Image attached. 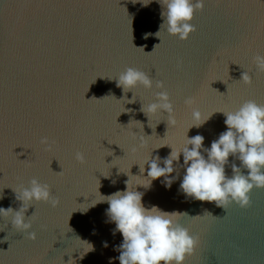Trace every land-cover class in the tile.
<instances>
[{"label": "water", "instance_id": "95a60500", "mask_svg": "<svg viewBox=\"0 0 264 264\" xmlns=\"http://www.w3.org/2000/svg\"><path fill=\"white\" fill-rule=\"evenodd\" d=\"M160 12L157 0L147 6L139 0H0V207L18 208L14 190L33 177L60 201L55 208L45 202L28 208L35 240L0 216V264H109L122 236L113 235L107 202L97 201L99 193L124 190L128 179L146 207L178 212L177 222L196 238L183 264H264V187H253L245 206L186 197L179 190L182 154L170 187L163 177L148 188L139 185H147L148 166L141 173L139 165L150 153L166 157L171 147H183L186 135L200 134L210 147L226 130L217 111H234L247 100L264 104V71L252 59L264 55V0H204L187 39L163 29L160 38L145 39L144 33L158 31ZM127 67L148 73L153 88L122 92L116 78ZM244 71L250 84L240 80ZM157 80L164 89L155 88ZM161 90L169 94L175 122L157 113L148 114V124L141 105ZM133 95L135 102L125 103ZM193 109L209 116L199 127H190ZM232 163L247 172L229 156L226 175Z\"/></svg>", "mask_w": 264, "mask_h": 264}, {"label": "clouds", "instance_id": "9594fccd", "mask_svg": "<svg viewBox=\"0 0 264 264\" xmlns=\"http://www.w3.org/2000/svg\"><path fill=\"white\" fill-rule=\"evenodd\" d=\"M136 2L137 0H133V3ZM139 2L142 6H147L152 0H139ZM157 2L161 5L162 22L156 33H144L145 39L149 35L160 38L158 34L163 29L168 35L185 40L195 31L191 21L198 10H203L204 0H157ZM137 48L143 50V47ZM252 59L256 68L264 71V55L256 54ZM240 80L245 84L251 83V77L245 71L241 74ZM116 86L124 93L138 86L150 90L153 88V79L145 71L127 67L116 78ZM155 88L164 89L163 81L157 80ZM154 96L153 102L141 105V111L148 117V124V114L157 113L166 114L168 122L174 123V107L168 92L157 91ZM123 100L125 103H133L136 99L133 95L131 99ZM185 103L191 104L192 98H187ZM217 112L224 114L226 130L210 143V147L204 148V137L196 134L191 137L186 135L183 147L178 151L171 147L166 157L161 158L157 155L150 158V153L142 166L138 164L141 173L145 172V164L148 166L147 175L144 177L147 185H139L148 188L153 180L163 177L161 183L165 187H170L176 179V176L171 175L175 171L174 161L179 162L182 154L184 174L180 180L179 190L186 197L214 202L217 207L223 208L230 201L237 202L241 206L247 205L250 190L253 187H264V104L247 100L234 111ZM191 116L193 123L190 127H199L209 118L198 109H193ZM41 143L48 149L53 146L47 137H42ZM229 156L238 158L247 172H242L240 166L232 163L231 175H226L225 165L229 163ZM75 159L83 163L85 157L83 153L77 152ZM128 181L129 179L125 181L124 190H117L108 195L99 193L101 199L97 201L107 202L105 214L108 222L115 224L113 235L119 232L122 236L121 243L113 246L119 255L110 257L109 264L113 259L118 260L119 264H183L185 256L193 252L196 238L177 222L178 212L164 211L156 205L146 207L142 202L143 193L135 190L136 187L131 189ZM14 192L15 199L21 202L19 207L16 209L11 206L0 207V216L10 218L13 228L23 233L27 239L35 240L36 232L30 230L32 222L28 219L32 214L25 215L28 208L33 206L34 202H45L55 208L60 201L52 196L47 183H41L35 177L29 181L28 186H22L19 191L14 190ZM3 230L0 228V231ZM104 246L107 247V242H104Z\"/></svg>", "mask_w": 264, "mask_h": 264}]
</instances>
